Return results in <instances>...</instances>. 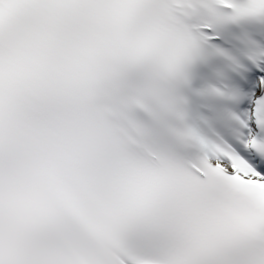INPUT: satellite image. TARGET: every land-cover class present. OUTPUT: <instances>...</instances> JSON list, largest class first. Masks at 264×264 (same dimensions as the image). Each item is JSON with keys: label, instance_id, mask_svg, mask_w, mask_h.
<instances>
[{"label": "snow or ice", "instance_id": "1", "mask_svg": "<svg viewBox=\"0 0 264 264\" xmlns=\"http://www.w3.org/2000/svg\"><path fill=\"white\" fill-rule=\"evenodd\" d=\"M0 264H264V0H0Z\"/></svg>", "mask_w": 264, "mask_h": 264}]
</instances>
